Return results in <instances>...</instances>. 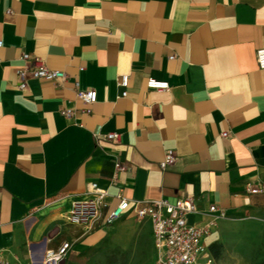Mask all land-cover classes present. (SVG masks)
<instances>
[{
    "label": "crops",
    "instance_id": "1",
    "mask_svg": "<svg viewBox=\"0 0 264 264\" xmlns=\"http://www.w3.org/2000/svg\"><path fill=\"white\" fill-rule=\"evenodd\" d=\"M0 41V260L38 264L68 242L66 264H86L95 249L144 243L155 264L149 219L126 214L92 230L66 221L91 182L108 191L111 207L118 194L193 197L194 225L210 220L212 205L226 218L264 215V194L246 191L248 182L264 183V70L256 57L264 0H0ZM36 58L70 82L28 77L21 90L18 72ZM149 78L170 90L148 89ZM74 81L97 93L88 116ZM63 108L75 115L63 117ZM110 133L120 140L105 139ZM168 150L177 160L163 171ZM118 163L127 170L114 180Z\"/></svg>",
    "mask_w": 264,
    "mask_h": 264
},
{
    "label": "built area",
    "instance_id": "2",
    "mask_svg": "<svg viewBox=\"0 0 264 264\" xmlns=\"http://www.w3.org/2000/svg\"><path fill=\"white\" fill-rule=\"evenodd\" d=\"M3 47L0 41V49ZM257 63L260 70H264V48L256 53ZM30 56L24 54L22 59L29 60ZM170 59H174L171 57ZM83 69L80 68V71ZM20 89L25 90L28 86V77L42 80L56 87H65L70 82L67 73L50 69L42 59H34V66L18 72ZM130 75H121L117 80V86L124 91L121 98H127ZM73 88L77 100L84 106L82 113L90 115L93 106L97 103V93L93 89L81 90L78 81L73 82ZM147 88L160 92L169 91L170 85L165 81L153 78L147 80ZM75 110L63 108L60 114L69 119L75 115ZM229 133H222V137H228ZM109 141H119L118 133H110L105 136ZM177 156L175 151L168 150L165 153L160 167L166 171L171 167ZM127 170V166L116 164L113 179L116 180L118 173ZM246 191L251 195L264 194V183H246ZM110 195L98 182L87 185L85 196L74 200L70 211L65 216L66 221L75 226H82L86 230H92L96 226L111 227L126 214L143 221L149 219L152 223L154 247L156 250L155 264H214V259L206 244V239L212 234L217 221L225 219L227 214L223 209L215 205L210 206L206 215L207 222L199 225L191 224L188 217L198 213L195 199L186 197L178 199L175 203L166 200L159 201H137L128 199L118 194L115 198L116 205L110 206ZM71 250V244L63 242L58 248L46 251L43 264H66V259ZM0 264H10L8 261L0 260Z\"/></svg>",
    "mask_w": 264,
    "mask_h": 264
},
{
    "label": "rangeland",
    "instance_id": "3",
    "mask_svg": "<svg viewBox=\"0 0 264 264\" xmlns=\"http://www.w3.org/2000/svg\"><path fill=\"white\" fill-rule=\"evenodd\" d=\"M219 221L214 232L219 250L215 264H264V215ZM149 245L143 243L129 251L95 249L86 254V264H153Z\"/></svg>",
    "mask_w": 264,
    "mask_h": 264
},
{
    "label": "trees",
    "instance_id": "4",
    "mask_svg": "<svg viewBox=\"0 0 264 264\" xmlns=\"http://www.w3.org/2000/svg\"><path fill=\"white\" fill-rule=\"evenodd\" d=\"M210 250H211V253L213 254V257L215 259H218L219 258V250H218V247L216 245H213V246H211Z\"/></svg>",
    "mask_w": 264,
    "mask_h": 264
},
{
    "label": "water",
    "instance_id": "5",
    "mask_svg": "<svg viewBox=\"0 0 264 264\" xmlns=\"http://www.w3.org/2000/svg\"><path fill=\"white\" fill-rule=\"evenodd\" d=\"M42 245L44 246L45 245V241L42 243ZM38 264H43V259H41Z\"/></svg>",
    "mask_w": 264,
    "mask_h": 264
}]
</instances>
